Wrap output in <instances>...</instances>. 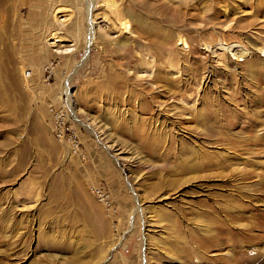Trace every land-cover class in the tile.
<instances>
[{
    "label": "rangeland",
    "instance_id": "obj_1",
    "mask_svg": "<svg viewBox=\"0 0 264 264\" xmlns=\"http://www.w3.org/2000/svg\"><path fill=\"white\" fill-rule=\"evenodd\" d=\"M93 2L0 0V264H264V0Z\"/></svg>",
    "mask_w": 264,
    "mask_h": 264
},
{
    "label": "bare ground",
    "instance_id": "obj_2",
    "mask_svg": "<svg viewBox=\"0 0 264 264\" xmlns=\"http://www.w3.org/2000/svg\"><path fill=\"white\" fill-rule=\"evenodd\" d=\"M92 1L93 0H87V8H86V12H87V18H86V20H85V32H86V34H88V39L90 40V45L92 44V43H94V41H96L95 39H96V29H95V26L93 25V19L95 18V17H93V9H94V2L92 3ZM110 4V3H109ZM113 4V3H112ZM111 4V5H112ZM114 5V4H113ZM110 7H112V6H110ZM114 7V6H113ZM65 11H69L68 10V8H66V7H57V8H54L53 9V11H52V14H53V17L54 18H57V15L58 14H62V16H64V17H69L70 16V12H66V15L64 14L63 15V13H65ZM68 15V16H67ZM95 20V19H94ZM88 21V22H87ZM76 22V21H75ZM117 22H118V27L121 29V30H124V29H128V27H129V20H128V18H126L125 16H118V18H117ZM61 25H62V23H60ZM93 28H94V31H93ZM51 36H52V38L53 39H56V38H58L59 40H61L62 38L56 33V32H54V33H52L51 34ZM88 44H89V42H87ZM87 44V45H88ZM89 45V46H90ZM69 106H72L71 108L73 109V104L71 103V104H69ZM92 120V121H91ZM88 121H91L90 122V124H95V125H98L97 127H101V125L102 124H100V122L99 121H95L93 118L91 119V118H89L88 119ZM259 124V125H258ZM258 124H256V125H254V130H253V132H254V135L253 136H249V137H247V138H249V139H259V138H261L264 134H261V132H262V130H264V122H260V123H258ZM261 126V127H260ZM105 129H102V130H100V134L101 135H104V133H105V131H104ZM102 139H104V140H106V142H108L109 143V147H116V146H118V144L116 143L117 141H114V139H111V135L110 134H106V135H104L103 136V138ZM121 148H118L117 150L119 151ZM124 151V150H123ZM121 153H122V151H121ZM231 209V208H230ZM226 219V218H225ZM228 222V221H227ZM206 226V225H205ZM214 228L212 227V225H211V223L209 224V225H207V227H205V229H204V231H206L205 232V234H207V235H205V236H201L200 235V237H198L197 236V238L195 239H193V241L194 242H200V243H203V244H214L215 242H219V235L223 232V231H225L226 229H225V227H224V224L223 223H219V226H216V231L213 233L212 231H214L213 230ZM195 237V236H194ZM233 242V241H232ZM239 242V241H238ZM246 242V241H245ZM234 243V242H233ZM236 243V242H235ZM224 244H226L227 246H228V243H227V240L226 241H224ZM220 244L218 243V245L216 246V247H218ZM206 246V245H205ZM224 246V245H223ZM264 246V245H263ZM208 248V247H207ZM213 248V247H212ZM252 248V247H251ZM255 248V247H254ZM210 249V248H209ZM251 250V249H250ZM257 251H260V252H263L264 253V247H262V248H258V250ZM228 253V252H227ZM229 255H231V254H229ZM228 255V256H229ZM215 259V258H214ZM218 259H220V260H226L227 259V254H224V255H221V257L220 258H218ZM230 259V258H229ZM210 261V260H209Z\"/></svg>",
    "mask_w": 264,
    "mask_h": 264
},
{
    "label": "built area",
    "instance_id": "obj_3",
    "mask_svg": "<svg viewBox=\"0 0 264 264\" xmlns=\"http://www.w3.org/2000/svg\"><path fill=\"white\" fill-rule=\"evenodd\" d=\"M44 71L51 70L52 69V62L51 61H46L43 65ZM62 104L61 108L54 107L52 104H48L47 106V111L51 115L52 120L55 122L57 125H53L54 128V135L57 139H63L62 136L60 135V132L62 131L63 125L65 124V121L63 122V113H62ZM57 119L61 120V123H57ZM58 131V132H57Z\"/></svg>",
    "mask_w": 264,
    "mask_h": 264
}]
</instances>
